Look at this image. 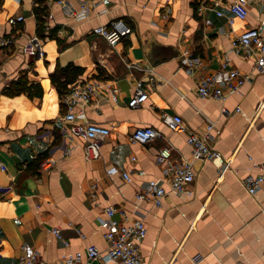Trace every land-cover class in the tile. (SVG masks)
Masks as SVG:
<instances>
[{"label":"crops","instance_id":"0c3cea01","mask_svg":"<svg viewBox=\"0 0 264 264\" xmlns=\"http://www.w3.org/2000/svg\"><path fill=\"white\" fill-rule=\"evenodd\" d=\"M80 1L65 0L63 6L46 0L42 31L36 0H0V264H17L23 245L37 250L44 264L91 243L104 250L101 222L109 206L145 218L143 264H264V187L252 194L242 182L264 161V72L256 68L254 56L244 58L232 48L247 27H259L264 35V9L252 1L247 17L235 16L230 22L226 2L231 0L218 6L204 0L211 7L203 13L198 9L201 0H105L102 12L75 20L67 7L78 8ZM12 15L24 19L12 24ZM118 17L132 31L111 45L94 27ZM34 35L43 40L42 56L23 50ZM11 36L13 42L4 45L3 39ZM186 53L200 61L192 73L183 61ZM69 63L84 67L79 78L98 84L80 118L110 128L95 159L85 158V138L67 135L71 123L61 117L67 110L65 93L51 75L58 64ZM224 64L246 76L240 88L225 99L199 95L200 78ZM24 74L30 83H42V95L5 93ZM149 74L157 78L154 85ZM141 78L149 96L131 107L128 101ZM164 111L181 114L188 128L198 132L213 122L212 142L229 167L222 171L219 159H194L192 192H170L155 205L149 198L139 199L137 192L149 178L162 176L159 149L171 145L176 160L191 158L192 150L187 132L170 128ZM144 125L157 127L164 137L132 142L131 132ZM66 146H72L70 153L63 152ZM49 153L58 162L43 169L39 158ZM139 168L146 173L138 174ZM126 170H131V180L124 177ZM55 226L69 245L51 231ZM94 264L119 263L96 259Z\"/></svg>","mask_w":264,"mask_h":264},{"label":"built area","instance_id":"2783aa9c","mask_svg":"<svg viewBox=\"0 0 264 264\" xmlns=\"http://www.w3.org/2000/svg\"><path fill=\"white\" fill-rule=\"evenodd\" d=\"M256 2L264 9V0H231L226 2L229 8V20L232 22L235 16L241 18L247 17L249 13V5ZM63 3L65 0H58ZM105 0H81L79 7L68 5L67 12L75 20H86L92 17L94 13H100L103 9H99ZM213 6L223 5L221 0H214ZM210 4L201 0L198 7L199 12L203 13L206 8H210ZM219 14H224L223 10H218ZM24 19L23 15H12L9 22L16 24ZM94 31L102 35L109 44L115 45L121 41L132 31L130 24L122 17L115 18L107 24H100L94 27ZM13 38H4L2 43L10 44ZM232 48L239 52L244 58L254 56L256 58V68L264 72V35H262L259 27H247L239 34L237 39L233 41ZM23 50L27 54L42 56L43 40L38 35L31 36L23 45ZM189 55V54H188ZM186 53L183 59L187 65V71L192 73L195 67L200 64L197 58H190ZM129 67H139L140 64L127 62ZM148 72H152V68ZM149 82L154 85L156 76L149 74ZM246 76L241 73L238 68L227 67L224 64L216 73L203 75L196 84V92L203 97H216L225 99L228 95L237 91L245 81ZM98 84L94 80H83L78 78L70 84L69 89L63 94V102L67 106V110L62 114V119L71 123L67 135H82L86 142L84 144V156L87 159H95L100 157V146L103 140L110 134V128L96 121L84 120L80 118L83 115L84 107L91 102ZM149 92L145 85V79H138L135 85L134 93L128 101L131 107L142 105L148 98ZM113 99L117 100V94H113ZM79 106V111L76 107ZM164 122L172 129L187 132V141L190 143L191 158H181L176 160L173 157V147L164 145L157 152V162L162 166L163 174L161 177L149 178L143 189L137 192L139 199L149 198L155 205H161L168 193L174 194L191 193L190 183L195 179L193 171L194 159L202 160H221L220 169L225 171L229 167V161L224 159L220 150L217 149L212 142L213 135L211 130L213 122L208 123L204 132L190 130L186 125L183 116L179 113H171L164 111L162 113ZM157 137H164L162 131L152 125L137 126L130 134V140L141 144H146ZM72 146L63 147V152L70 153ZM33 158H37L36 152L31 154ZM134 159V157H132ZM39 166L43 169L53 168L58 158L53 154H43L39 158ZM5 168L4 165H2ZM137 173L143 175L146 170L137 169ZM127 180H131V170L123 172ZM242 182L247 190L255 194L264 187V161L259 164L258 172H250L243 176ZM107 217L102 220L103 236L107 242V247L101 250L96 244H87L84 249H79L63 254L57 262L53 264H94V261L117 262L119 264H143L142 241L148 232V227L143 216L127 215L123 209L109 206L106 209ZM120 216H116V213ZM51 231L61 239L66 245L69 240L65 238L59 227H52ZM83 236L84 233L78 229ZM24 252L20 255L17 264H44L39 259L37 250L29 251L27 245H23ZM237 264H253L249 261L239 260Z\"/></svg>","mask_w":264,"mask_h":264},{"label":"trees","instance_id":"16d2710c","mask_svg":"<svg viewBox=\"0 0 264 264\" xmlns=\"http://www.w3.org/2000/svg\"><path fill=\"white\" fill-rule=\"evenodd\" d=\"M35 14L37 16L39 28L43 31L45 24L46 14V0H36ZM63 47V45H62ZM84 72V67L69 63L65 66L58 64L56 70L52 73V82L57 86L60 93H65L70 84L75 82ZM44 91L41 82H29L28 78L24 74L22 77L14 80L10 85L5 88V93L16 94L20 92H27L30 96L42 95Z\"/></svg>","mask_w":264,"mask_h":264},{"label":"rangeland","instance_id":"374dc122","mask_svg":"<svg viewBox=\"0 0 264 264\" xmlns=\"http://www.w3.org/2000/svg\"><path fill=\"white\" fill-rule=\"evenodd\" d=\"M44 44V43H43Z\"/></svg>","mask_w":264,"mask_h":264}]
</instances>
